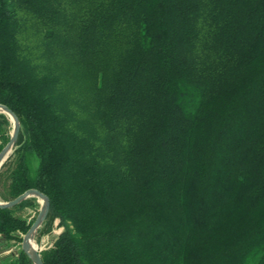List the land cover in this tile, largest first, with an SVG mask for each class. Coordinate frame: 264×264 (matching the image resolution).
I'll return each instance as SVG.
<instances>
[{
  "label": "trees",
  "instance_id": "trees-1",
  "mask_svg": "<svg viewBox=\"0 0 264 264\" xmlns=\"http://www.w3.org/2000/svg\"><path fill=\"white\" fill-rule=\"evenodd\" d=\"M0 104L43 264H264V0H0Z\"/></svg>",
  "mask_w": 264,
  "mask_h": 264
},
{
  "label": "water",
  "instance_id": "water-1",
  "mask_svg": "<svg viewBox=\"0 0 264 264\" xmlns=\"http://www.w3.org/2000/svg\"><path fill=\"white\" fill-rule=\"evenodd\" d=\"M0 114L7 117L12 123V133L8 143L3 147L0 151V169L9 158V155L16 148L19 134H20V122L17 116L6 106L0 104ZM34 198L40 203V210L35 218L34 222L26 232V234L22 238L21 242V251L28 257L32 264H43L41 258V251L34 244L35 237L37 235L38 230L42 227L44 222L46 221L49 211H50V202L47 196L42 194L41 192L30 189L19 195L18 197L7 201H0V210H10L22 203L23 201Z\"/></svg>",
  "mask_w": 264,
  "mask_h": 264
},
{
  "label": "rangeland",
  "instance_id": "rangeland-1",
  "mask_svg": "<svg viewBox=\"0 0 264 264\" xmlns=\"http://www.w3.org/2000/svg\"><path fill=\"white\" fill-rule=\"evenodd\" d=\"M5 120H6V123L2 124L1 128H0V146L1 147H4L8 143L10 136H11V133H12V126H13L12 123L10 122V120L7 117H5ZM15 149H14V151H15ZM14 151L9 155V158L6 160V162L3 165L4 167L2 166V168L0 169V174H1L0 193L5 195L6 198L8 197L7 191H8V186L10 184L9 174H10V171L12 170V168L14 166V161H15ZM9 200H10L9 198L4 200L0 197L1 202H7ZM39 210H40V203L36 200L35 203H33V205L31 207H28V208L24 209L23 211H17L16 214L18 216H22L27 221V223H33L35 218L37 217V215L39 213ZM46 221H47V219H46ZM40 230L43 233L41 232V233H39L38 236L35 237L34 244L42 252L44 250L51 248L56 237L62 232V229L59 227L58 221H54L52 223V225L48 224L45 226V228L42 225ZM20 250H21V244H16L10 250L3 253L1 256L2 257L6 256L9 253H13V255H15ZM0 264H4V263L0 262Z\"/></svg>",
  "mask_w": 264,
  "mask_h": 264
}]
</instances>
